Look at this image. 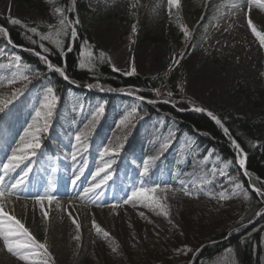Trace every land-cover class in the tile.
I'll return each instance as SVG.
<instances>
[{"label": "rangeland", "instance_id": "rangeland-1", "mask_svg": "<svg viewBox=\"0 0 264 264\" xmlns=\"http://www.w3.org/2000/svg\"><path fill=\"white\" fill-rule=\"evenodd\" d=\"M84 1L99 16L76 14L80 23L75 27L92 31L95 43L116 71L127 74L134 66L135 74L128 76L153 80L158 87L152 94L162 104L167 100L175 101L182 109L203 107L216 117L232 113L254 120L264 118V106L255 98V91H264V45L248 24L251 18L256 30L264 34V7L247 0H179V6L171 7L168 0ZM55 7V0H33L32 6L0 0V17L54 26L61 18ZM201 13L204 16L200 18ZM184 28L188 30L187 36ZM146 34L160 42H144ZM8 54H11L8 64H0V100L7 101L0 113V163L22 146L21 138L36 119L35 111L40 107L46 86L34 90L37 80L31 79L29 83L21 79L27 74L24 60L19 61L21 68L17 69L15 57L19 55ZM173 57L179 60L178 64L173 63ZM13 79L16 83H10ZM52 85L60 97L59 86ZM169 91L173 93L171 97L167 95ZM129 92L126 94L132 95L135 105L132 102L112 105L100 98L89 100L83 93H71L64 102L60 97L50 129L41 133L42 147L37 155L10 176H0L9 183L23 175L26 166L32 168L26 177L27 198L6 196L4 211L19 219L51 254L22 249L29 259L21 260L7 251L0 238V264H179L187 258L191 262L201 247L223 242L219 237L226 234L227 239L237 234L244 224L252 226L264 213V197L257 196L259 206H256L250 194L251 184L244 183L242 171H235L231 165L226 168L222 158L210 150L202 155L188 135L176 139L173 126L164 131V122L157 126L155 122L144 121L148 118H139L144 113L136 105L142 96L138 90ZM98 105L104 107V113L90 130L87 151L81 152L74 146L73 137L80 131H89V121ZM126 117L129 122L124 127L120 121ZM50 139L60 141L66 151L65 156L54 162H49L52 157L42 156L44 144ZM98 142L109 147L123 143L124 147L108 170L112 179L97 190L99 195L94 192L79 199L76 194L84 195L82 189L94 183L92 176L103 164L100 156L92 154V145ZM165 142L168 147L161 150ZM58 151L55 147V152ZM73 151L78 153L76 161L70 156ZM150 157H157L150 165L157 182L171 186L157 193L162 207L150 208L144 200L123 203L125 197L116 199L124 190L127 197L131 196L134 188L124 189L122 181L141 171V161ZM175 162H178L175 179L166 180L170 176L166 172ZM81 168L83 175L77 187L69 189L74 174ZM117 170H122V180L115 178ZM237 181L242 189L233 188ZM182 184L193 195L178 191ZM53 187L57 199L50 206L45 201L49 212L45 219L40 205L29 193H51ZM244 191L248 193L247 200ZM221 194L228 198L218 199ZM113 204L118 207H111ZM73 219L80 224L79 230ZM246 220L251 221L245 223ZM93 221L102 232H97ZM105 231L108 237L104 236Z\"/></svg>", "mask_w": 264, "mask_h": 264}, {"label": "trees", "instance_id": "trees-1", "mask_svg": "<svg viewBox=\"0 0 264 264\" xmlns=\"http://www.w3.org/2000/svg\"><path fill=\"white\" fill-rule=\"evenodd\" d=\"M15 1L33 5V0ZM71 2V0H55V8L59 7L70 21L75 20V15L69 14ZM76 12L79 15H89L91 18L99 16L98 13L89 9L84 0H77ZM11 19L0 17V28L5 30L0 32V51L12 49L19 53L27 66L31 67L30 77H37L35 73L39 72V76L44 78V81L55 79L61 92H65L69 86L68 83L56 72L50 73L40 59L41 56H46L54 65L64 67L70 78L68 82L71 84L80 87L93 85L92 88L113 92L138 90L142 97L155 100L152 93L158 86L154 81L144 76H127L124 72L115 71L108 56L95 43L90 29L77 28V37L73 41L70 36L71 25L67 29L68 35L58 36L56 32L59 22L54 26H43L28 21L12 24ZM32 28L37 30L36 33L31 31ZM42 36H48V39H41ZM145 41L160 42L148 37V34L145 36ZM57 42H60L64 48L63 54L57 48ZM9 43L22 50L12 48ZM45 47L48 48V52L44 51ZM68 47L72 50L67 51ZM90 68L92 70H89ZM255 92L257 93L255 98H259V104L264 106V91ZM247 94L246 92L245 96ZM144 107V111L152 115L171 117L184 130L196 134L204 146L214 148L224 159L233 163L237 162L236 148L232 143L235 140L248 155L247 175L257 188L264 190V118L254 120L248 117H237L232 113L227 117H221L230 133L227 135L215 122L204 115L194 112L180 114L165 104H146ZM244 183L247 182L244 181ZM251 196L256 206H259L255 194L251 193ZM262 207L261 205L260 208ZM250 221L246 220L245 223ZM226 237L227 235L224 234L219 237L220 240H224L223 242H213L205 246L196 256L193 264H264V214L252 226H243L237 234L227 239ZM179 264H190V260L187 258Z\"/></svg>", "mask_w": 264, "mask_h": 264}, {"label": "snow or ice", "instance_id": "snow-or-ice-1", "mask_svg": "<svg viewBox=\"0 0 264 264\" xmlns=\"http://www.w3.org/2000/svg\"><path fill=\"white\" fill-rule=\"evenodd\" d=\"M51 2V0H50ZM249 4L258 5L261 7H264V0H247ZM169 6L171 7L173 4L176 6H179V0H168ZM251 9H249L250 11ZM56 12L60 13V19H59V27L57 29L56 34L58 36L68 35L67 29L69 25H75L79 24V19L75 20H68V18L64 15V12L57 7L55 9ZM10 22L12 24H20L21 21L18 19H11ZM248 24L252 28L253 33L259 37L260 42L262 45H264V34H261L256 30L255 25L253 24L251 18L248 19ZM135 31V27L133 28ZM31 31L33 33H36V29L32 28ZM185 32V35H188V30L186 28L183 29ZM0 32H5L3 28H0ZM6 34V33H5ZM71 38H76L77 32L75 30V27H72ZM41 39H48V36H42ZM57 48L60 50L61 54L64 53V48L61 46L60 42H57ZM71 47L67 48V51H71ZM45 52H48V48H44ZM37 55H39L37 53ZM101 57H103V53L100 54ZM20 56L15 57V67L17 69L21 68V64L19 61H21ZM41 60L45 63L48 70L54 71L58 73L64 80H69V76L66 74L64 67L62 66H56L53 63H51L46 56H41ZM182 59V55H181ZM173 63L178 64L179 60L176 57H173ZM31 71L30 66H25ZM83 67V65H81ZM89 70H92L91 68ZM116 70V69H114ZM128 75L135 74V67H132L131 72L127 73ZM35 75L39 77V72H36ZM21 79L31 82V78L29 75L24 74L21 76ZM10 83H16V80H11ZM89 88H92L93 85H88ZM183 91V87L180 89ZM43 96H42V102L40 104V107L38 110L35 111V117L32 125H29L28 128L25 130L24 136L21 138V144L22 146L13 150L11 155L7 156L5 158V162L0 163V176L8 177L12 173H15L18 168L21 167L22 164H27V162L31 161V158L37 155V150H39L42 147L41 144V133H47L48 130L51 127L52 118L55 115V110L58 106L60 97L58 96L55 87L51 84L46 85L43 89ZM15 95V93H13ZM169 97L173 95L171 91L167 93ZM140 100H144V97H139ZM155 101L149 100L148 103H154ZM166 103L170 101H165ZM7 103V101L0 100V113L4 112V105ZM192 111L202 113L207 112V115L211 117L217 125H219L221 128H223L225 133H228V129L224 127L221 120L216 117L211 111H207L203 107H192ZM104 113V107L102 105H98L95 109L94 114L91 117V120L89 121V131H80L78 134L74 135V146L78 148L79 151H87L88 148V137L90 135V130L95 127L96 121L99 120V118ZM131 115V114H130ZM129 122V118L122 119L120 121V124L124 127H127V124ZM235 148L240 153V159L239 164L243 168L245 165V159L246 157L243 154V149H241V146L239 143H237L235 140L232 141ZM124 147L123 143H119L113 147L104 146L102 147L100 151V158L103 161V164L101 167L97 169L95 174L92 176V180L94 183L90 185L88 188L82 189L83 196H80L79 193H77V198L84 199L89 196L90 193L96 192L97 195H99V192L97 190H102L103 186L108 183L112 179V174L108 171L112 168V165L115 163V157L119 155L121 149ZM168 147V143H163L161 145V150ZM77 152L73 151L70 153L72 161L77 160ZM105 157H111V159H105ZM157 157H150L143 159L141 161L140 167L141 171L139 172V176L141 178L140 187L134 189L131 192L130 197H126L123 201V203H131L135 200H144L147 201L148 207H162L161 204V198L157 196L158 191L164 192L167 191L171 186L170 185H161V184H155L150 187H144V178L149 177L150 175V165L154 163L155 159ZM231 162L224 161V166L227 168L230 165ZM32 172L31 167H25L23 169V175L19 176V178L12 179L9 183H5L4 180L0 179V238L3 240V244L6 247L7 251L12 253L14 256L18 257L21 260H27L29 259V256L25 255L24 251L22 249H35L38 252H43L45 255L50 256L51 254L48 252L47 246L43 243H39L36 241L31 234L28 232V230L24 227V225L21 223L19 219H16L12 215H8L4 211L5 206V197L6 196H15L17 199L24 197L25 191L27 189V182L26 177L29 176V174ZM104 173V175H102ZM83 175V169L78 170V174H74V178L71 180V185L75 189L77 187V181L80 180L81 176ZM225 175H227L225 173ZM245 175H247V172L245 171ZM234 189H242L243 186L237 181L233 184ZM257 195L264 197V190L260 188L254 189ZM178 191H183L185 195H193V193L190 191V189L187 186H184L182 184L181 188L178 189ZM56 188L53 187L51 189V193L44 192V194H41L40 191H36L35 193H29L33 196V198L36 200V202L41 207V212L43 218L47 219L49 217V212L47 209H45V201H47L48 205L50 206L54 200L57 199V196L55 195ZM228 197H225L223 194H221L218 199L223 200L227 199ZM244 198L247 200L249 199L247 191H244ZM111 207L115 208L118 207L117 204L111 205ZM167 215V212L164 213ZM71 215V213H69ZM143 215V213H141ZM171 223V221H169ZM73 223L76 225L77 230L80 229V224L76 222L75 219H73ZM5 225H13L11 228H6ZM93 226L96 228L97 232H102L103 230L95 224L93 221ZM105 237L109 236V233L106 231L103 232ZM25 237L23 241L13 239V237ZM77 240H80V236L76 237ZM177 251H180L179 249ZM187 251H192L191 249H187ZM35 264V262H33Z\"/></svg>", "mask_w": 264, "mask_h": 264}]
</instances>
